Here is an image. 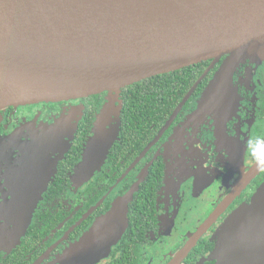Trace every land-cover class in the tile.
<instances>
[{"label": "flooded vegetation", "instance_id": "flooded-vegetation-1", "mask_svg": "<svg viewBox=\"0 0 264 264\" xmlns=\"http://www.w3.org/2000/svg\"><path fill=\"white\" fill-rule=\"evenodd\" d=\"M224 59L165 73L175 80H153L159 74L123 87L113 102L117 137L81 185L71 175L106 93L0 109V142L9 143L0 146L8 152L0 206L18 174L47 180L24 236L8 254L0 251V264H59L129 193L125 231L97 264H215V232L264 181L256 164L264 160V59L237 66L221 112L201 109Z\"/></svg>", "mask_w": 264, "mask_h": 264}, {"label": "water", "instance_id": "water-1", "mask_svg": "<svg viewBox=\"0 0 264 264\" xmlns=\"http://www.w3.org/2000/svg\"><path fill=\"white\" fill-rule=\"evenodd\" d=\"M222 57L201 109L221 112L237 66L264 59V0H0V109L107 94L71 175L76 185L100 168L117 137L113 102L123 87ZM7 154L0 149V165L8 163ZM24 176H16L11 199L0 206V251L6 254L20 243L47 187L43 175L37 182ZM131 198L116 201L58 263L105 258L125 231ZM214 240L215 264H264V181Z\"/></svg>", "mask_w": 264, "mask_h": 264}, {"label": "trees", "instance_id": "trees-1", "mask_svg": "<svg viewBox=\"0 0 264 264\" xmlns=\"http://www.w3.org/2000/svg\"><path fill=\"white\" fill-rule=\"evenodd\" d=\"M175 78L174 77H170V74H163V75H160V76H157V77H153V80L154 79H157V80H169V79H173V80H175ZM93 97H98V95L97 96H93Z\"/></svg>", "mask_w": 264, "mask_h": 264}, {"label": "clouds", "instance_id": "clouds-1", "mask_svg": "<svg viewBox=\"0 0 264 264\" xmlns=\"http://www.w3.org/2000/svg\"><path fill=\"white\" fill-rule=\"evenodd\" d=\"M256 164L260 167H264V160L256 159Z\"/></svg>", "mask_w": 264, "mask_h": 264}]
</instances>
